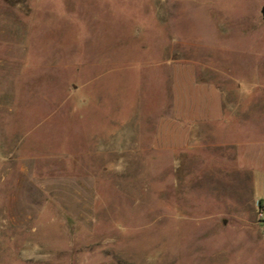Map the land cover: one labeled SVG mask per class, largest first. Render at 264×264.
<instances>
[{
  "label": "rangeland",
  "instance_id": "obj_1",
  "mask_svg": "<svg viewBox=\"0 0 264 264\" xmlns=\"http://www.w3.org/2000/svg\"><path fill=\"white\" fill-rule=\"evenodd\" d=\"M263 8L0 0V264H264L253 175L195 109L259 103ZM218 134L257 156L264 115Z\"/></svg>",
  "mask_w": 264,
  "mask_h": 264
},
{
  "label": "crops",
  "instance_id": "obj_2",
  "mask_svg": "<svg viewBox=\"0 0 264 264\" xmlns=\"http://www.w3.org/2000/svg\"><path fill=\"white\" fill-rule=\"evenodd\" d=\"M234 75V74H233ZM214 90L210 97L202 95L201 102H196V113L202 120L209 121L211 132L214 139L224 142V146H233L235 158L240 168L249 171L253 175V184L257 190V198L264 200V151L257 156H247L242 153L243 144L234 138L219 139L218 132L220 128H227L234 121L245 119L250 121L256 114L264 115V93L259 97V103L248 105L242 102L231 103L224 102L222 93L219 89ZM244 99V98H243ZM264 149V148H263Z\"/></svg>",
  "mask_w": 264,
  "mask_h": 264
},
{
  "label": "water",
  "instance_id": "obj_3",
  "mask_svg": "<svg viewBox=\"0 0 264 264\" xmlns=\"http://www.w3.org/2000/svg\"><path fill=\"white\" fill-rule=\"evenodd\" d=\"M262 12H263V15H264V8H263Z\"/></svg>",
  "mask_w": 264,
  "mask_h": 264
},
{
  "label": "built area",
  "instance_id": "obj_4",
  "mask_svg": "<svg viewBox=\"0 0 264 264\" xmlns=\"http://www.w3.org/2000/svg\"><path fill=\"white\" fill-rule=\"evenodd\" d=\"M262 214V213H261Z\"/></svg>",
  "mask_w": 264,
  "mask_h": 264
}]
</instances>
